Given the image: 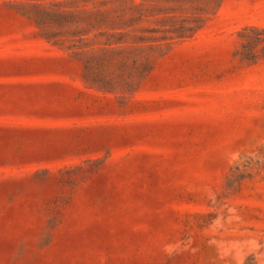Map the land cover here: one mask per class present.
Segmentation results:
<instances>
[{
  "label": "rangeland",
  "instance_id": "rangeland-1",
  "mask_svg": "<svg viewBox=\"0 0 264 264\" xmlns=\"http://www.w3.org/2000/svg\"><path fill=\"white\" fill-rule=\"evenodd\" d=\"M16 1L0 0V264H264V41L238 52L264 0H223L149 71L95 62L97 84Z\"/></svg>",
  "mask_w": 264,
  "mask_h": 264
},
{
  "label": "trees",
  "instance_id": "trees-1",
  "mask_svg": "<svg viewBox=\"0 0 264 264\" xmlns=\"http://www.w3.org/2000/svg\"><path fill=\"white\" fill-rule=\"evenodd\" d=\"M223 0H17L23 14L34 20L38 33L52 44L70 50L84 64L86 82L97 84L95 62L133 56L143 72L154 56L174 42L192 36L214 16ZM155 22L156 25L150 24ZM246 40L238 50L255 59V46L264 41V26L244 25ZM126 63V61L124 62Z\"/></svg>",
  "mask_w": 264,
  "mask_h": 264
}]
</instances>
